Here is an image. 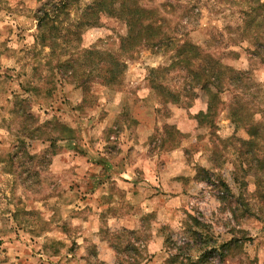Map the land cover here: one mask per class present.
<instances>
[{
  "label": "rangeland",
  "instance_id": "1",
  "mask_svg": "<svg viewBox=\"0 0 264 264\" xmlns=\"http://www.w3.org/2000/svg\"><path fill=\"white\" fill-rule=\"evenodd\" d=\"M59 1L0 0V264H262L248 249L264 236V173L247 175L249 160L239 158L248 147L235 138L250 137L230 118L234 95H221L217 113L200 120L208 93L190 72L195 63L176 57L177 44L189 41L251 72L248 115L262 111L264 66L250 59L247 41H232L241 1L144 0L172 42L124 53L125 22L101 15L65 55L37 39L39 10ZM90 50L125 61L119 85L103 84L108 63ZM70 59L80 60L78 74L94 70L86 87L67 78L71 68L65 75L58 68ZM256 117L250 127L264 124ZM257 148L264 155V138ZM175 151L186 161L184 175L166 170L156 189L182 198L167 199L164 214H142L130 179L143 177L149 155L159 162ZM134 212L142 216L136 229L110 226Z\"/></svg>",
  "mask_w": 264,
  "mask_h": 264
},
{
  "label": "trees",
  "instance_id": "2",
  "mask_svg": "<svg viewBox=\"0 0 264 264\" xmlns=\"http://www.w3.org/2000/svg\"><path fill=\"white\" fill-rule=\"evenodd\" d=\"M144 0H93L90 4L82 8L81 0H60L59 2H52L46 4L37 14L38 21V43L42 47H47L53 54L57 52L60 47L61 55H65L67 46L71 45L77 49L78 44L82 40L83 29L94 26L98 23L101 15H108L121 19L128 27V34L122 39L121 49L124 53H132L138 47H161L164 43H170V37L164 31V24L156 16V11L153 8H146L143 5ZM233 3L232 0H227ZM242 9L240 15L242 23L235 28L237 39L234 44L247 41L252 49L248 50L250 59L259 62L264 66V2L262 0H240ZM236 3V1H235ZM76 10V16L72 18L71 11ZM64 31V32H63ZM62 41L63 45H61ZM172 42V41H171ZM176 57L182 60V63L192 66L195 63L194 69L190 72L194 74L196 84L208 93V110L207 113L200 114V120L206 121L213 117L218 110L221 95L225 93H232L234 101L229 106V115L232 122L238 128L248 130L249 140L236 139L235 142L241 145L242 148L248 147L243 151H239V158L243 157L247 161L248 169L247 175H250L255 170L264 173V155L260 153L257 148L258 140L264 138L261 132H264V124L257 122L256 125L250 127L251 114L260 115L264 122V109L255 113H250L248 104L245 102V97L249 93L256 91V85L253 84L251 72L237 71L233 68L221 64L220 59L215 58L214 55L205 53L200 47L193 43L186 41L183 44H177ZM87 55L92 59L93 56L103 57L108 63L106 72L103 77V84L106 86H117L120 84L122 74L126 69L125 61L120 60L112 53H105L102 56L99 52L90 50ZM89 59V60H91ZM79 59H70L68 61L60 62L58 68L64 75L71 70L70 76L73 78L78 87H86L89 78L93 79L92 72L86 74H78ZM181 63V61H180ZM259 96L262 91H258ZM262 96V95H261ZM264 96V95H263ZM253 108L260 110L258 105H253ZM250 129V130H249ZM258 149V150H256ZM254 150V152L252 151ZM246 155H248L246 157ZM251 157V159L249 158ZM251 164V165H250ZM246 175V173L243 171ZM258 173V174H260ZM258 183L261 180L257 175ZM222 186L227 187L224 183ZM229 245L223 247V251Z\"/></svg>",
  "mask_w": 264,
  "mask_h": 264
},
{
  "label": "crops",
  "instance_id": "3",
  "mask_svg": "<svg viewBox=\"0 0 264 264\" xmlns=\"http://www.w3.org/2000/svg\"><path fill=\"white\" fill-rule=\"evenodd\" d=\"M181 152L180 151H175L172 153V155L167 159L161 160L158 162V157L156 158L155 156H148L144 160V163L140 166V170L138 174L143 175L141 179H130L133 181V192H131L130 197H134V200L139 204V207H141L140 211L142 214L143 213H150L153 211H157L158 215L164 214L167 211L165 210L167 208V203L165 202L167 199L171 200H180L182 198L181 193H174L172 195L167 196L164 190L161 189V192L156 189V188H161L164 187V178L165 176V171L166 170H175L176 172L171 173L173 178L179 177L184 175V167H185V162H183L182 158L180 157ZM180 160V162H175ZM184 158V157H183ZM185 159V158H184ZM182 160V162H181ZM161 162H164V164H159ZM180 165V166H179ZM132 172V171H131ZM161 174V175H160ZM158 175L162 176L160 178ZM122 178V175H121ZM121 178H116L118 180L121 188H130L127 185H125V182L129 179H121ZM126 182V183H127ZM128 191H131L128 189ZM156 191V192H155ZM141 214L139 215V212H134L132 215L123 217V218H114L111 220L110 226L115 229H136L141 220Z\"/></svg>",
  "mask_w": 264,
  "mask_h": 264
},
{
  "label": "clouds",
  "instance_id": "4",
  "mask_svg": "<svg viewBox=\"0 0 264 264\" xmlns=\"http://www.w3.org/2000/svg\"><path fill=\"white\" fill-rule=\"evenodd\" d=\"M262 2H264V0H262ZM256 119H260L259 115H257ZM251 190H254L252 186H250V191ZM262 241H264V236H261L260 240L257 241L256 245H253L252 249H248V251L252 256H255L256 254H260L262 264H264V243H261ZM253 249H256V251H253ZM153 250L155 251V249Z\"/></svg>",
  "mask_w": 264,
  "mask_h": 264
}]
</instances>
